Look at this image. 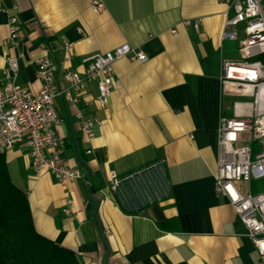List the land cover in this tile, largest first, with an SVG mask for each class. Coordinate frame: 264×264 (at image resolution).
Masks as SVG:
<instances>
[{
  "label": "crops",
  "instance_id": "crops-1",
  "mask_svg": "<svg viewBox=\"0 0 264 264\" xmlns=\"http://www.w3.org/2000/svg\"><path fill=\"white\" fill-rule=\"evenodd\" d=\"M102 1L105 11L96 16L91 0H0V69L16 57L19 86L34 94L41 88L34 62L44 48L61 60V47L73 44L70 67L79 73L84 57L123 45L147 56L145 64H115L105 110L81 109L101 122L92 142L77 121L80 110L56 102L65 158L83 180L62 187L48 174L35 178L25 150L3 156L36 232L74 252L79 264H264L235 209L216 192L220 120L249 113L234 107L240 102L224 96L221 84L222 62L238 59V46L221 41L232 0ZM11 15L21 25L20 50L6 43ZM197 20L199 33L183 25ZM68 200L70 216L63 213Z\"/></svg>",
  "mask_w": 264,
  "mask_h": 264
},
{
  "label": "built area",
  "instance_id": "built-area-1",
  "mask_svg": "<svg viewBox=\"0 0 264 264\" xmlns=\"http://www.w3.org/2000/svg\"><path fill=\"white\" fill-rule=\"evenodd\" d=\"M94 15L105 11L102 0H91ZM229 12H232L230 15ZM202 21L189 23L199 33ZM21 25L17 15L8 21L7 45L22 48ZM79 33H82L79 31ZM173 35L176 34L172 30ZM222 42L235 43L241 57L222 62L221 84L224 96L245 106L249 113L223 116L218 131L216 192L223 194L248 230V236L261 257L264 256V0H232L228 3ZM63 58L57 60L48 48L35 60L36 78L41 84L34 94L19 86V64L16 57L6 58L0 69V156L17 149L30 157V169L35 178L50 175L62 186L83 180L72 170L65 158L66 140L59 134L61 120L56 102L77 108V121L87 142L94 140V129L101 122L84 117L82 110L97 105L105 110L113 93L116 63L128 59L145 64L147 56L140 50L123 45L112 52H98L81 60L83 72L70 67L76 58L74 45L65 43L60 49ZM94 86L96 96L90 88ZM90 154V152H88ZM110 189L120 184L111 174ZM256 187V188H255ZM73 202L68 200L71 215ZM110 232L107 231V234Z\"/></svg>",
  "mask_w": 264,
  "mask_h": 264
},
{
  "label": "trees",
  "instance_id": "trees-1",
  "mask_svg": "<svg viewBox=\"0 0 264 264\" xmlns=\"http://www.w3.org/2000/svg\"><path fill=\"white\" fill-rule=\"evenodd\" d=\"M0 264H79L74 252L40 236L26 194L15 187L0 156Z\"/></svg>",
  "mask_w": 264,
  "mask_h": 264
},
{
  "label": "rangeland",
  "instance_id": "rangeland-1",
  "mask_svg": "<svg viewBox=\"0 0 264 264\" xmlns=\"http://www.w3.org/2000/svg\"><path fill=\"white\" fill-rule=\"evenodd\" d=\"M234 58H240L241 57V54H240V52L239 51H235L234 53H233V55H232ZM226 102L227 103H230V102H232L230 99H227L226 100ZM234 102H240L239 100L238 101H233L232 103H234ZM264 190V183H263V186L261 187V189H260V191H263Z\"/></svg>",
  "mask_w": 264,
  "mask_h": 264
},
{
  "label": "water",
  "instance_id": "water-1",
  "mask_svg": "<svg viewBox=\"0 0 264 264\" xmlns=\"http://www.w3.org/2000/svg\"><path fill=\"white\" fill-rule=\"evenodd\" d=\"M92 205H93V209H94L93 216H94V218H96L97 217V208H98L99 203L93 199ZM104 264H107V262L105 261Z\"/></svg>",
  "mask_w": 264,
  "mask_h": 264
}]
</instances>
